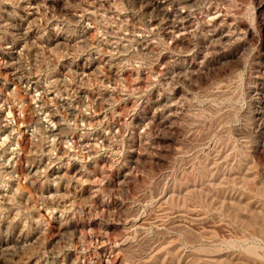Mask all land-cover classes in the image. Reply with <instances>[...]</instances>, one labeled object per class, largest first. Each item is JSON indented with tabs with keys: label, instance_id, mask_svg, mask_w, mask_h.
<instances>
[{
	"label": "rangeland",
	"instance_id": "374dc122",
	"mask_svg": "<svg viewBox=\"0 0 264 264\" xmlns=\"http://www.w3.org/2000/svg\"><path fill=\"white\" fill-rule=\"evenodd\" d=\"M4 2L0 264H264V0H170L169 30L147 0ZM18 25L45 39L16 44L21 68ZM16 70L69 104L45 112Z\"/></svg>",
	"mask_w": 264,
	"mask_h": 264
},
{
	"label": "bare ground",
	"instance_id": "6f19581e",
	"mask_svg": "<svg viewBox=\"0 0 264 264\" xmlns=\"http://www.w3.org/2000/svg\"><path fill=\"white\" fill-rule=\"evenodd\" d=\"M148 1V5H150V6H152V8H153V10H157V12L159 13V14H161V18H160V21L158 22L157 21V19H155L154 17H151L150 19H149V26L151 27V28H153V27H157V26H159L160 25V27L162 26L163 27V29H166V30H169V29H171V28H175V24H174V21H173V19H172V17H173V15H172V13L171 12H169L168 10L169 9H167V7H166V4H169L170 2V0H147ZM177 1V0H176ZM186 1V0H185ZM16 2V0H5V2H4V4L6 5H10V3H15ZM17 2H18V4H19V7L25 12V10H32V9H34L35 10V8H36V6L38 5L37 3L39 2V0H17ZM185 3V2H184ZM3 4V5H4ZM40 5V4H39ZM17 6V5H16ZM31 12V11H30ZM28 13V15L27 16H30V14H32V13ZM156 12V11H155ZM94 13V12H93ZM25 14V13H24ZM150 14V13H149ZM176 17H178V18H183V15L182 14H179V15H176ZM25 19V18H24ZM27 21V20H26ZM29 22V21H28ZM20 25V24H19ZM18 25V27H15V28H13L12 29V31H15L16 33L13 35V38L14 39H12V43H13V45H8V50H7V53H8V55H9V59L10 60H13V61H11V62H9V64L11 65V66H13L12 64H18V67H19V65L21 64L22 65V63H20L21 62V59H22V57H21V52L22 51H19L18 49H17V47L18 46H16V44H21L22 43V49H24L25 47H27V45L29 44H31L30 42L32 41L33 43H35L36 45L38 44V45H40V43H41V40H43L44 39V35L43 34H39V33H36L35 32V30H28V29H26V28H23V27H20ZM31 29V28H30ZM155 29V28H154ZM156 30V29H155ZM37 32H39L38 30H36ZM171 31V30H170ZM134 32V31H133ZM165 33V32H164ZM39 34V35H38ZM133 34V33H132ZM145 34V33H144ZM138 36H140V34L138 35ZM146 36V35H145ZM61 37H63V36H61V34L60 35H58V34H56L55 35V37H54V39L55 40H58V39H61ZM139 38V37H138ZM45 40V39H44ZM51 40H53V39H51ZM99 41H100V39H99ZM109 41V40H108ZM106 42V41H105ZM59 43V42H58ZM104 44V43H103ZM111 44V43H110ZM42 46H44V45H42ZM97 46H98V44H97ZM7 47V46H6ZM39 48L41 47V46H38ZM99 47V46H98ZM43 48V47H42ZM101 48V47H100ZM101 49H105V48H101ZM100 49V50H101ZM23 54V53H22ZM106 58V57H105ZM16 59V60H15ZM106 62H108V61H106ZM114 64V63H113ZM8 66V65H7ZM77 67H78V65H76ZM89 66V65H88ZM10 67V66H9ZM18 67H17V69H18ZM22 66H20L19 68H21ZM101 67V66H100ZM78 69H79V67H78ZM80 69H82L81 71H78V70H75L74 71V73H78L79 75H83L84 76V74H85V68L84 67H80ZM20 70V69H19ZM110 71H111V69H110ZM117 73V72H116ZM116 73H115V75H116ZM120 74V73H119ZM118 74V75H119ZM13 75L15 76L14 77V79H18V81L20 80L21 82H24V84L25 85H27V88H32V89H34L33 91H34V95H36V93L38 92L39 94V96H37V97H34V99H36L37 100V102H40V103H42V110L43 109H45L44 111L46 112L47 111V105L45 104V105H43L44 104V102H45V100H44V97L46 96V98L47 97H50V95H53V96H51L50 97V99H52V100H56L55 102H59L61 105H63V104H69V99L68 98H62L61 97V95H60V93H59V90L57 91L53 86H52V84H53V82L51 81V80H47V79H44V78H40V77H36V76H33V77H31V76H29V75H31V74H27V73H25L23 70H22V72H20V71H18V70H16L14 73H13ZM114 75V76H115ZM39 76V75H38ZM100 76V75H99ZM119 79H121V78H119ZM123 80H124V78H122ZM42 80L43 81H46L47 82V85H43V83H42ZM20 83V82H19ZM30 90V89H29ZM32 91V90H31ZM264 95V94H263ZM81 97V96H80ZM49 99V100H50ZM47 100V99H46ZM2 101H4V100H2ZM6 101V100H5ZM36 102V103H37ZM47 102V101H46ZM2 105V104H1ZM51 105V104H50ZM52 106V105H51ZM67 106V105H66ZM2 109V108H1ZM41 110V111H42ZM72 112V111H71ZM74 113V112H73ZM261 113V112H260ZM47 116L49 117L48 119H49V124H45L44 122H42L41 121V126H40V128H41V130L42 131H44V133L46 134V139H47V141L48 142H50V144L53 146H57V145H60L62 142H64L65 141V139L68 137V134L67 133H65V127L63 126L65 123H62L61 121H60V119L59 120H56L55 119V116H58V114L56 113V110H54V109H51L50 111H48L47 113ZM77 115V114H76ZM75 115V116H76ZM6 116V115H5ZM5 116H3L2 114H1V110H0V133H5V132H7L8 130H9V128L11 127V131H12V123H10L9 122V120L8 119H6L5 118ZM76 118V117H75ZM261 119V118H260ZM264 119V118H263ZM262 123V122H261ZM264 123V122H263ZM62 125V126H61ZM263 126V125H262ZM36 125H34V124H28V125H26V128H25V132L26 133H29L30 131H32V133H36V131H37V129H36ZM14 128V127H13ZM11 133V132H10ZM9 136H10V134H9ZM5 137H7V133H6V135H5ZM2 138V137H1ZM12 138V140H9L8 142H7V144L6 143H3V144H5L4 146H3V144H2V142L0 143V147H2L3 146V148H1L2 150L3 149H5V146H7L8 145V149L10 150L9 152H8V154L10 155V159H9V163H11V161H13V160H15L16 158H18V156H19V153H18V151L16 150V148H11L10 147V145L9 144H11V146L13 145V143H14V137H11ZM3 139H5V138H3ZM3 139H2V141H3ZM17 139V138H16ZM6 140V139H5ZM81 140V144L83 145V146H87V147H89V146H91V144L89 143V140H87V139H80ZM102 140V139H101ZM16 141V140H15ZM103 142V141H102ZM18 143V142H17ZM15 147V146H14ZM96 147V146H95ZM82 148V147H81ZM12 149V150H11ZM56 150H58V149H56ZM5 151V150H4ZM61 158V157H60ZM53 162L55 161V160H52ZM57 161V160H56ZM61 162V161H60ZM5 163V162H4ZM51 163V162H50ZM57 163H59V162H57ZM54 164H55V162H54ZM54 164H52L51 166H53V167H51V173L52 174H54V175H57V174H59L60 173V170H56V168L57 167H55V165ZM46 167V166H45ZM10 168H12V167H10L9 166V169ZM48 168H49V166H48ZM8 169V172L9 173H12L13 172V169H10L9 170ZM39 170V169H38ZM63 173H65V172H63ZM46 174H47V172H46ZM63 175H65V174H63ZM49 176V175H48ZM64 176H62V178H63ZM54 178V177H53ZM60 178V177H59ZM56 179V178H55ZM65 179V178H64ZM4 202V201H3Z\"/></svg>",
	"mask_w": 264,
	"mask_h": 264
},
{
	"label": "built area",
	"instance_id": "2783aa9c",
	"mask_svg": "<svg viewBox=\"0 0 264 264\" xmlns=\"http://www.w3.org/2000/svg\"><path fill=\"white\" fill-rule=\"evenodd\" d=\"M38 104V103H37ZM29 135H31V134H29ZM33 136V135H32Z\"/></svg>",
	"mask_w": 264,
	"mask_h": 264
}]
</instances>
